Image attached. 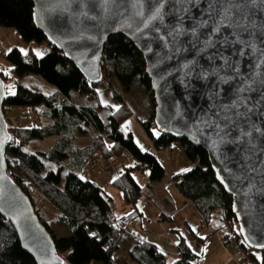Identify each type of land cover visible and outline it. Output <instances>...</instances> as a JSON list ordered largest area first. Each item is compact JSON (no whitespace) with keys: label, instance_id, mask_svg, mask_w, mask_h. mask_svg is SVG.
<instances>
[{"label":"trees","instance_id":"trees-1","mask_svg":"<svg viewBox=\"0 0 264 264\" xmlns=\"http://www.w3.org/2000/svg\"><path fill=\"white\" fill-rule=\"evenodd\" d=\"M33 12L32 0H0L1 28L14 29L27 44L47 42L50 46L43 57H37L34 52L27 54L31 55V60L16 47L0 55L11 65L17 79L15 94L7 93L3 106L12 135L7 150L8 173L32 200L36 214L53 237L65 264H114L124 236L122 225L143 215L139 207L143 188L135 172L149 170L150 186L166 176L158 157L143 151L133 133L123 128L124 123L138 117L126 98L134 89L146 93L153 103L152 114L147 119L138 118L155 147L164 145L171 150L178 141L192 163L188 171L172 175L180 193L191 200L207 220L214 210L221 208L230 231L226 236L238 238L246 246L232 212V197L217 181L206 150L185 139L176 140L162 133L156 136L151 131L155 125L156 104L145 60L136 46L120 34L110 36L104 45L101 66L104 82L114 99V105L106 106L100 101V84L89 83L78 68L47 41L34 23ZM0 65V75L6 83L7 71ZM29 74L41 76L55 91L45 94L27 87L21 78ZM14 106L41 107V115L46 117L47 123L29 128L15 125L7 117ZM103 108L105 117L100 113ZM35 118H40L37 111ZM87 129L94 130L95 134L88 144L81 145L77 137L86 134ZM50 138L54 143L49 149L27 151L34 141ZM125 152L132 155L136 165L126 167L111 184L122 192L126 203L134 210L118 222L114 217V199L96 182L82 179L79 171L87 165L101 168L104 161H115ZM168 155L173 158L172 153ZM96 158L100 160L98 164L94 163ZM34 193L40 195V202H36ZM47 206L53 214L46 210ZM57 223L69 230L70 236L57 237L53 229ZM189 245L182 237L178 244L179 257L174 264H196L199 254ZM261 252L259 264H264V251ZM130 257L136 264H167L156 245L146 242L137 241ZM0 264H36L21 248L12 224L1 214Z\"/></svg>","mask_w":264,"mask_h":264},{"label":"water","instance_id":"water-1","mask_svg":"<svg viewBox=\"0 0 264 264\" xmlns=\"http://www.w3.org/2000/svg\"><path fill=\"white\" fill-rule=\"evenodd\" d=\"M32 1L36 27L91 84L104 81L101 62L110 36L123 35L136 46L151 80L156 104L155 126L162 134L176 140L185 139L206 150L217 181L232 197L231 208L242 240L249 248L264 251L256 247L257 243L264 242V119L261 118L264 87L259 86L264 77V44L260 39L253 40L256 51L246 49L244 57L235 55L239 45L219 43L225 38L232 40L228 29L213 36L216 46L206 51L203 44H194L189 35L175 38L173 46L174 37L168 36V30L177 22L173 13L183 15V27L190 29L206 12L203 2L197 6L178 5L170 11L169 0L163 7V20L153 21L145 29L148 4L143 5L141 17L137 15L140 6L136 0ZM181 8H188V13L184 14ZM255 19L258 25L264 24L260 13H255ZM156 26H160L159 33L152 31ZM202 31L204 35L209 33V29ZM220 56L238 66L240 73H233L231 64L225 65ZM236 75L241 79L252 76L255 91L237 93L240 79H230L228 83L219 79ZM6 96V83L0 75V214L12 224L21 248L36 264H65L53 237L36 214L32 200L8 173L7 150L12 135L3 109ZM241 96L249 98V107L254 106L251 119L247 124L239 120L231 124L227 136L218 133L213 125L219 123L223 127L224 113L219 116L215 113L221 104H230ZM240 111L244 112L245 108L241 107ZM228 114L234 115V111ZM237 123L241 129L251 128L253 135H239ZM256 128L260 131H255Z\"/></svg>","mask_w":264,"mask_h":264},{"label":"crops","instance_id":"crops-1","mask_svg":"<svg viewBox=\"0 0 264 264\" xmlns=\"http://www.w3.org/2000/svg\"><path fill=\"white\" fill-rule=\"evenodd\" d=\"M13 47L18 48L20 51L23 49L25 52H27V54L34 52L33 43H25L14 29L0 27V55L7 54ZM22 53L24 54V52ZM99 91L100 101L103 105H114V99L109 88H106L103 91L99 89ZM86 132H89L92 136L95 134V131L90 129H87ZM151 142L154 144L152 140ZM145 145L147 146L148 144L145 142ZM139 146L143 151H145L142 145ZM153 150L148 149V151L146 152L155 154L159 159V153ZM163 153V156L165 157H167V154L169 153L173 154V146H171V151L168 152L167 150ZM173 160L174 156L171 161H167L172 162ZM183 164L185 167L188 166L186 162H183ZM135 165L136 160L129 152H125V154L121 158L115 161L103 162L100 169L105 170V183H98L95 180L94 182L100 185L107 192V187H105L107 183L111 184L113 179L118 177V175H120L126 167H132ZM143 173L145 175L146 171H144ZM173 174L174 171L167 170L166 176L164 177H167L171 183L168 184L166 182H163L164 191L170 188L169 185H172V183L174 185V188H170L172 190V193L168 195L169 199L167 198V201L163 202L165 206L157 205L154 208V202H141L142 200L148 199L150 197L153 198L154 192L157 189L161 190L162 180L164 178L161 180V182L159 181L151 185V192L145 193L143 189V197L139 201V207L143 215L141 218H138L126 225H122L124 228V236L120 249L116 252L119 253L118 257L115 253L114 264H136V262L131 259L130 252L135 247L137 241L156 245L158 251L164 255L166 263L174 264L179 257L178 244L180 243L182 237H184L185 240L193 248V250L199 254L197 259L195 260L196 264H259L262 253L258 256L253 251H251L250 257L244 258L243 255L238 252L241 245V242L238 238L232 242H228L226 246H223L221 237H224L226 235L228 236L230 234L229 227L226 223L225 218V225L216 224L213 219V213L215 212L214 210L211 213L209 219H205L204 215L198 210L196 205L180 193L172 180ZM135 178L137 179L136 176ZM146 182V184L148 185L149 180ZM110 196L114 199L112 195ZM133 210L134 207L131 205L123 207L122 211H119L118 206H116L114 217L119 222L122 217L130 214ZM157 218H159L158 221ZM161 218H163L162 221L160 220ZM160 222L162 224H159ZM163 225H165L166 227H164ZM223 227H227V230L225 231V229H222ZM53 229L56 236L59 238L68 237L71 234L69 230H67L63 225L59 223L55 224L53 226ZM122 252L128 254L130 259L126 260L122 255H120V253Z\"/></svg>","mask_w":264,"mask_h":264},{"label":"snow or ice","instance_id":"snow-or-ice-1","mask_svg":"<svg viewBox=\"0 0 264 264\" xmlns=\"http://www.w3.org/2000/svg\"><path fill=\"white\" fill-rule=\"evenodd\" d=\"M199 2L205 3L206 12L194 21L190 29H185L183 27V15L173 13V15L176 16L177 22L168 30V36L174 37L173 46H175V38L181 35H189L193 38L194 44H203V50L206 51L208 47L216 46V42L213 41L212 37L221 35L223 29H228L230 31L232 40L229 41L225 38L220 40L219 43L232 47L239 45V48L235 50V55L237 57H244L246 49L255 52L256 45L253 43V40L256 38H259L261 43L264 44V24L258 25L255 19V13H260V15L264 16V0H170L171 7L169 10L171 11L172 8L183 4L197 6ZM136 3L140 6L137 15L141 17L144 16L143 5L145 3L148 4L149 16L143 24V27L148 29L153 21L163 20V7L166 3H169V0H136ZM181 11L187 14L189 9L181 8ZM203 29H209V33L204 35ZM152 31L159 33L160 26L154 27ZM201 36H203V40H201ZM21 51L27 55V52L23 49ZM262 53H264V49H262ZM36 55L39 57L42 53L37 51ZM219 59H221L225 65L231 64L229 59L225 56H220ZM185 67H188V65H185ZM256 67H259V65H256ZM231 71L239 74L240 68L235 64H231ZM219 79L223 83H228L230 79H240V84L236 87L237 93H251L255 91L253 87L255 81H253L252 76H245L241 79L239 75H236L219 77ZM250 81L252 82L250 83ZM259 86L264 87V77H262ZM241 107L245 108L244 112L240 111ZM233 111L234 115L228 114ZM253 112L254 106L249 107V98L241 96L231 101L230 104L220 105L215 114L219 116L221 113H224L223 127L219 123L213 125V127L218 133L223 132L224 135L227 136L231 131L229 127L231 124L236 123L237 120L247 124ZM261 118L264 119V113L261 114ZM255 131L259 132L260 129L256 128ZM237 132L244 137H251L253 135L251 128L241 129L238 123ZM156 135H159V133H156ZM256 247L264 249V242L257 243Z\"/></svg>","mask_w":264,"mask_h":264},{"label":"rangeland","instance_id":"rangeland-1","mask_svg":"<svg viewBox=\"0 0 264 264\" xmlns=\"http://www.w3.org/2000/svg\"><path fill=\"white\" fill-rule=\"evenodd\" d=\"M33 45H34L33 50H34L35 55H36L37 51L42 53V55L39 56V58L43 57L46 53H48V51H50V46L47 42H41V43L33 42ZM0 63L6 68V71H7L8 77L6 80V92L9 95H14L16 92V85H17L16 80L17 79H16V77L12 71V67L2 57H0ZM21 81L27 87L40 90L45 94H52L55 91V87L53 85L49 84L41 76L36 75V74H29V75L21 78ZM106 88H108V86H107L106 82L103 81L100 84L99 89L103 91ZM126 98L130 102V104L132 105L134 110L136 111L137 116L139 118L147 119L152 114L153 103L151 101V98H149V96L146 93H144L138 89H134L130 94L126 95ZM41 110H42L41 107H37L36 109H34L31 107L14 106V107H11L9 109L7 117L9 119H11V121L15 125H18L20 127H25V128L40 127V126L47 123L46 117L41 115V112H42ZM35 111H37L40 114V118H35ZM100 113H101L102 117H105L106 116V109H104V108L100 109ZM5 117H6V114H5ZM138 117L135 116L130 121L124 123L123 124L124 130L127 132L132 131L137 144L142 145L145 151H148V149H152V150L154 149L153 151H156L157 153H159V159H160L161 163L163 164L164 168L166 169V171L172 170V171H174V174L176 172H179V171H183V172L188 171L192 167V163L187 158V156L185 155L183 148H182V145L178 141L173 143L172 146H173L174 160L172 162H168V161H171L172 159L168 160V157L163 156L164 155L163 152L157 151L155 145L151 142V138L149 137V134L147 133L146 129L143 127V125H142V123ZM151 131L155 135H156V133L160 134V131L157 129V127L155 125L151 127ZM78 136L79 137L77 138V142L79 144L83 145V144H87L89 142V139L92 135L89 132H86V134H84V136H81V135H78ZM156 136H158V135H156ZM145 142L148 144L147 146L145 145ZM53 143H54L53 138H50L47 140H36L30 146L27 147V151L34 152L38 149L47 150L53 145ZM169 151H171V150L168 149V152ZM166 158L168 161L166 160ZM183 162H186V164H188V166L185 167ZM173 169H175V170H173ZM104 173H105V170H101L99 167H94L92 165H87L85 168H83L82 170L79 171V175L82 179L93 180V181L95 180L98 183H105L106 182V180H105L106 176ZM65 174H66V172H64V175ZM135 176L137 177V181L140 183V185L144 189L145 193L151 192L152 188L149 185V182H148V185L146 184L147 183L146 181H148L149 177H150V171L146 170L145 175L143 172H136ZM163 182L171 184L170 180L167 177L164 178L162 180L161 190L157 189L154 192L153 198L150 197L148 199L142 200L141 202H154V208L157 205L165 206V204H163V202L167 201V198L169 197L168 195H170L172 193V190L170 188H174V185L172 183V185H169L170 188H168V189H166V191H164L163 190V188H164ZM102 185H105V184H102ZM105 187H107V190H108L107 193L114 197V199L116 201L115 202L116 206H118L119 211H122L123 207L129 206V204L126 203V201L123 197V194L119 189L114 187L112 184H108V183H107V185H105ZM167 192H168V194H167ZM34 196H35L36 202H40V198H41L40 195L37 193H34ZM46 210L50 211L53 214V211L49 206L46 207ZM160 214H161V211H160ZM160 214H159V217H160ZM223 216H224L223 210L221 208H218L213 213L214 222L216 224L225 225V220H224ZM158 220H159V218H157V221ZM167 222H169V221H167ZM159 224H162V223L160 222ZM166 224H168V223H166ZM163 226L166 227L165 225H163ZM222 229H225V231H226L227 227H223ZM237 229L239 230L238 226H237ZM250 250L253 251L258 256L261 255V253H262L261 251L255 250V249L250 248ZM118 254L119 253H116L117 257H118ZM120 255H122L126 260L130 259L128 254H126V253L122 252V253H120Z\"/></svg>","mask_w":264,"mask_h":264},{"label":"built area","instance_id":"built-area-1","mask_svg":"<svg viewBox=\"0 0 264 264\" xmlns=\"http://www.w3.org/2000/svg\"><path fill=\"white\" fill-rule=\"evenodd\" d=\"M25 58L27 60H31L32 59L31 55H26ZM156 149L159 152H164V151L167 150V147L164 146V145H159L158 147H156ZM171 159H172V156L171 155H168V160H171ZM99 161H100L99 158H96L94 160V163L95 164H98ZM232 241H234V238H232V237H227V236L221 237V242H222L223 246H226V244L228 242H232ZM238 252L241 253L244 258H249L250 257L251 250H250V248L247 245L244 246V245L241 244Z\"/></svg>","mask_w":264,"mask_h":264}]
</instances>
